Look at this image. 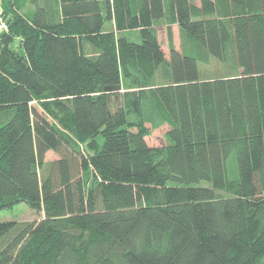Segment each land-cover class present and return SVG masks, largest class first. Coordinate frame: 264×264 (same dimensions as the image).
Wrapping results in <instances>:
<instances>
[{
	"label": "trees",
	"instance_id": "trees-1",
	"mask_svg": "<svg viewBox=\"0 0 264 264\" xmlns=\"http://www.w3.org/2000/svg\"><path fill=\"white\" fill-rule=\"evenodd\" d=\"M200 1L1 0L0 264H264V0Z\"/></svg>",
	"mask_w": 264,
	"mask_h": 264
},
{
	"label": "rangeland",
	"instance_id": "rangeland-1",
	"mask_svg": "<svg viewBox=\"0 0 264 264\" xmlns=\"http://www.w3.org/2000/svg\"><path fill=\"white\" fill-rule=\"evenodd\" d=\"M200 2V0H197ZM1 3V0H0ZM199 5V4H198ZM1 10V5H0ZM165 21L160 22L157 24L158 27V34L159 39L162 44V47L166 53V56H169V50H168V42H167V33H166V26ZM5 22L1 21L0 16V30L6 29L7 26L5 25ZM112 24L108 23L104 30L109 31L112 29ZM174 39H175V45L178 49L181 47V34L178 27L174 28ZM139 35V33H137ZM133 39V37H132ZM140 39V38H139ZM201 72L203 74V77L206 78H216L223 75V66L221 63H219L217 60L212 59L209 64H201L200 65ZM147 126L151 129V134L146 138V142L150 147L160 148L165 147L169 144V140L167 138V132L169 130V126L164 125L161 127H156V125H152L151 123H147ZM99 141H102V136L100 135L98 137ZM58 158V155L54 152L50 151L46 155V161L51 162ZM227 168H228V178L231 180H235L239 178V172L237 167V159L235 153L232 154L227 161ZM203 186H209L207 182H202ZM42 217V213H37L33 209H31L26 203H20L16 206H14L11 209H5L0 211V222L3 221H17V222H27V221H33L38 220Z\"/></svg>",
	"mask_w": 264,
	"mask_h": 264
},
{
	"label": "water",
	"instance_id": "water-1",
	"mask_svg": "<svg viewBox=\"0 0 264 264\" xmlns=\"http://www.w3.org/2000/svg\"><path fill=\"white\" fill-rule=\"evenodd\" d=\"M110 90H111V88H110V87H107V88H106V91H110Z\"/></svg>",
	"mask_w": 264,
	"mask_h": 264
},
{
	"label": "crops",
	"instance_id": "crops-1",
	"mask_svg": "<svg viewBox=\"0 0 264 264\" xmlns=\"http://www.w3.org/2000/svg\"><path fill=\"white\" fill-rule=\"evenodd\" d=\"M200 2H201V1H200ZM200 2L196 0V3H197V4H200ZM174 28H175V27H174Z\"/></svg>",
	"mask_w": 264,
	"mask_h": 264
},
{
	"label": "built area",
	"instance_id": "built-area-1",
	"mask_svg": "<svg viewBox=\"0 0 264 264\" xmlns=\"http://www.w3.org/2000/svg\"><path fill=\"white\" fill-rule=\"evenodd\" d=\"M5 26V25H4Z\"/></svg>",
	"mask_w": 264,
	"mask_h": 264
}]
</instances>
